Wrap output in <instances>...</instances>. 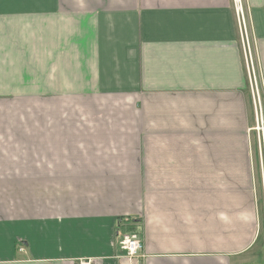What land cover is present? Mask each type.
Instances as JSON below:
<instances>
[{"label":"crops","instance_id":"1","mask_svg":"<svg viewBox=\"0 0 264 264\" xmlns=\"http://www.w3.org/2000/svg\"><path fill=\"white\" fill-rule=\"evenodd\" d=\"M241 4L248 46L233 0H0V264H264Z\"/></svg>","mask_w":264,"mask_h":264},{"label":"built area","instance_id":"2","mask_svg":"<svg viewBox=\"0 0 264 264\" xmlns=\"http://www.w3.org/2000/svg\"><path fill=\"white\" fill-rule=\"evenodd\" d=\"M234 11L237 18L238 26L242 35V38L246 43V30L244 22L243 8L241 0H233ZM247 57L251 60V56L248 53ZM249 79H250V89L252 93V98L254 102L255 112H256V123L253 127L257 132L258 136V146L259 153L261 156V169H262V190H263V204H264V121L261 116V109L259 106V94L257 89L256 77L253 71L252 64L249 62ZM118 245L125 252L128 259V264H144L145 253L143 251L144 244L143 239H141L135 232H122L118 234ZM79 264H91L88 259H81Z\"/></svg>","mask_w":264,"mask_h":264},{"label":"water","instance_id":"3","mask_svg":"<svg viewBox=\"0 0 264 264\" xmlns=\"http://www.w3.org/2000/svg\"><path fill=\"white\" fill-rule=\"evenodd\" d=\"M263 258H264V253H263Z\"/></svg>","mask_w":264,"mask_h":264},{"label":"rangeland","instance_id":"4","mask_svg":"<svg viewBox=\"0 0 264 264\" xmlns=\"http://www.w3.org/2000/svg\"><path fill=\"white\" fill-rule=\"evenodd\" d=\"M261 205V204H260Z\"/></svg>","mask_w":264,"mask_h":264}]
</instances>
